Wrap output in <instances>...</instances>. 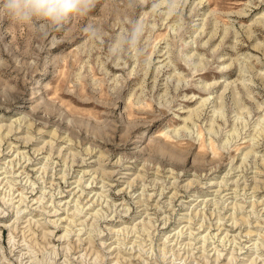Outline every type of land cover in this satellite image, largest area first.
<instances>
[{"label": "rangeland", "instance_id": "374dc122", "mask_svg": "<svg viewBox=\"0 0 264 264\" xmlns=\"http://www.w3.org/2000/svg\"><path fill=\"white\" fill-rule=\"evenodd\" d=\"M0 264H264V0L0 11Z\"/></svg>", "mask_w": 264, "mask_h": 264}, {"label": "clouds", "instance_id": "9594fccd", "mask_svg": "<svg viewBox=\"0 0 264 264\" xmlns=\"http://www.w3.org/2000/svg\"><path fill=\"white\" fill-rule=\"evenodd\" d=\"M92 4L93 0H0V11L16 23L38 18L60 25L73 16L85 14Z\"/></svg>", "mask_w": 264, "mask_h": 264}, {"label": "bare ground", "instance_id": "6f19581e", "mask_svg": "<svg viewBox=\"0 0 264 264\" xmlns=\"http://www.w3.org/2000/svg\"><path fill=\"white\" fill-rule=\"evenodd\" d=\"M164 2V1H163ZM202 2V1H201ZM162 3V2H161ZM250 36V35H249ZM251 37V36H250ZM258 49V48H260V46H259V44H257V45H255V49ZM181 78V77H180ZM243 84V83H242ZM206 89V88H205ZM10 132V131H9ZM30 140V139H29ZM133 182V181H132ZM190 186H191V184H190ZM258 187V186H257ZM240 221H244V218H241L240 217V219H239ZM247 220V219H246ZM237 221V220H236ZM236 221L234 222L235 224H234V226L233 227H235L236 225H237V223H236ZM246 222V221H245ZM245 222H243V223H245ZM221 225V224H220ZM222 226V225H221ZM220 228V227H219ZM239 228V227H238ZM252 232V231H251ZM250 232V233H251ZM253 233V232H252ZM261 245V244H260ZM219 257V256H218ZM236 257V256H235Z\"/></svg>", "mask_w": 264, "mask_h": 264}]
</instances>
